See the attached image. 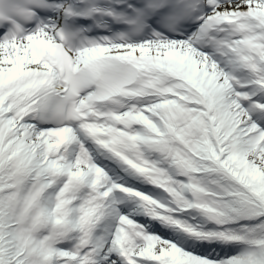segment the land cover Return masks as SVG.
I'll return each instance as SVG.
<instances>
[{
    "label": "snow or ice",
    "instance_id": "1",
    "mask_svg": "<svg viewBox=\"0 0 264 264\" xmlns=\"http://www.w3.org/2000/svg\"><path fill=\"white\" fill-rule=\"evenodd\" d=\"M0 264H264V0H0Z\"/></svg>",
    "mask_w": 264,
    "mask_h": 264
}]
</instances>
